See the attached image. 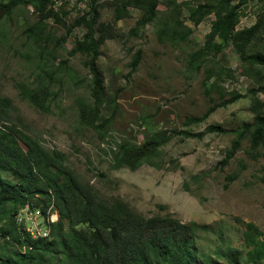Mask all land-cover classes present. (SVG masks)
Masks as SVG:
<instances>
[{
  "label": "rangeland",
  "instance_id": "obj_1",
  "mask_svg": "<svg viewBox=\"0 0 264 264\" xmlns=\"http://www.w3.org/2000/svg\"><path fill=\"white\" fill-rule=\"evenodd\" d=\"M96 1L97 63L108 97L101 114L111 115L104 138L78 120L77 99L92 101L90 53L72 48L87 29L82 15L92 0L48 2L39 31L29 30L39 18L31 2L1 18L0 95L12 100L10 120L21 121L45 147L64 152L67 166L101 197H119L145 216L170 214L195 223L200 264H215L208 259L217 246L240 249L241 264H252L246 260L242 231L252 221L264 237V137L254 144L251 136L256 116H264V64L247 55H264V0ZM232 8L231 36L217 49L216 39L209 37L211 27ZM238 42L244 43L243 54ZM198 50L203 53L192 58ZM35 77L45 82L50 77L45 110L19 93L18 83ZM111 97L115 103L108 101ZM212 106L202 121L184 124L186 116L201 115ZM209 124L227 131H205ZM161 128L205 132L174 134L135 169L113 167L115 142L138 143ZM236 138L239 147L223 163ZM30 207L35 211L28 223H39L49 233L58 211L52 205L42 211L34 199L15 214L19 228L29 230L19 219ZM217 259L228 264L222 256Z\"/></svg>",
  "mask_w": 264,
  "mask_h": 264
},
{
  "label": "trees",
  "instance_id": "obj_2",
  "mask_svg": "<svg viewBox=\"0 0 264 264\" xmlns=\"http://www.w3.org/2000/svg\"><path fill=\"white\" fill-rule=\"evenodd\" d=\"M54 1L0 0V20L17 5L31 2L39 18L29 30L39 31L49 12V9H45L46 4ZM154 5L155 1L152 2L148 19L154 15ZM98 13L97 1L92 0L89 9L82 15L87 29L83 37L76 41L72 51L90 53L88 68L91 73L92 101L82 97L77 99L78 120L92 127L103 139L111 115L101 114L102 105L108 97L104 77L97 63L100 49L95 35V21ZM234 14L235 9L232 8L218 15L211 27L209 37L216 39L217 49L231 36ZM205 46H211V41ZM238 51L244 53V43L238 42ZM202 53L198 50L192 58ZM138 56L139 53H136L133 67L138 62ZM247 56L264 64V55L261 53ZM49 80L50 77L47 82L35 77L31 82H20L19 93L35 107L45 110L52 93ZM108 101L115 103L113 97ZM11 108V98L0 95V264H200V259L204 263L195 249L198 227L195 223L183 222L170 214L145 216L119 197L111 200L101 197L91 184L79 180L67 166L64 152L45 147L37 137L26 132L21 121L12 122ZM213 108L209 107L201 115L186 116L184 124L202 121ZM256 119L257 125L251 135L254 144L264 137V116L257 115ZM205 131L224 132L227 129L220 124H209ZM205 131L193 132L187 128L170 131L161 128L153 130L138 143L123 139L114 143L112 165L115 168L127 166L135 169L143 161L152 159L159 152V147L174 134L200 136ZM238 147L239 140L236 138L226 150L222 162H227ZM31 199L40 205L42 211L49 205L58 211V218L48 224L47 236L35 237L29 230L19 228L16 222L18 209L26 206ZM242 237L247 246L246 260L261 264L264 259V237L260 229L252 221H247ZM9 245L12 250L8 249ZM22 245H25L23 250L18 248ZM240 255L241 251L236 247L217 246L214 257L208 261L222 264L217 259L222 256L228 264H241Z\"/></svg>",
  "mask_w": 264,
  "mask_h": 264
},
{
  "label": "built area",
  "instance_id": "obj_3",
  "mask_svg": "<svg viewBox=\"0 0 264 264\" xmlns=\"http://www.w3.org/2000/svg\"><path fill=\"white\" fill-rule=\"evenodd\" d=\"M34 208L36 209L37 207L35 206ZM34 211H33V208L30 207L28 211H25L26 217L22 216L19 220H22L23 225H27L29 227V232H31L32 234H34L35 236L38 237V236L41 235V231L43 230L44 226L41 227L39 225V223L38 224L37 223H33V222L31 224L28 223V221L31 222L30 221V219H31L30 214L31 213L33 214ZM23 218H25V219L23 220Z\"/></svg>",
  "mask_w": 264,
  "mask_h": 264
},
{
  "label": "bare ground",
  "instance_id": "obj_4",
  "mask_svg": "<svg viewBox=\"0 0 264 264\" xmlns=\"http://www.w3.org/2000/svg\"><path fill=\"white\" fill-rule=\"evenodd\" d=\"M48 228H49V226H48ZM43 231H44V230H43ZM31 234H32V233H31ZM48 234H49L48 231H44V232H43V235H44V236H47ZM32 235H33V234H32ZM40 236H42V234H41Z\"/></svg>",
  "mask_w": 264,
  "mask_h": 264
}]
</instances>
